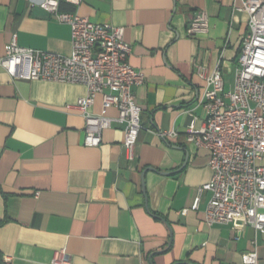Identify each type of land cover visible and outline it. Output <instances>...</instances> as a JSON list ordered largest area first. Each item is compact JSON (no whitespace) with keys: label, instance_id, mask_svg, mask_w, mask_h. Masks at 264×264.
<instances>
[{"label":"crops","instance_id":"obj_1","mask_svg":"<svg viewBox=\"0 0 264 264\" xmlns=\"http://www.w3.org/2000/svg\"><path fill=\"white\" fill-rule=\"evenodd\" d=\"M42 0H0V59L13 33L20 47L68 55L70 27L41 9ZM241 0H58V11L124 28L128 63L144 75L133 92L142 130L133 159L123 127L103 131L98 147L83 144L84 119L66 105L86 94L77 84L12 78L0 67V264H51L64 249L71 264H242L264 234L236 218L205 222L209 152L186 140L206 118L205 83L195 73L218 67L232 90L247 15ZM204 11L209 31L188 36ZM101 96L90 109L101 112ZM106 115L118 112L109 108ZM175 129L163 140L159 131Z\"/></svg>","mask_w":264,"mask_h":264},{"label":"built area","instance_id":"obj_2","mask_svg":"<svg viewBox=\"0 0 264 264\" xmlns=\"http://www.w3.org/2000/svg\"><path fill=\"white\" fill-rule=\"evenodd\" d=\"M77 6L81 0H65ZM38 6L70 27L71 51L62 55L20 47L12 34L0 59L12 78L77 84L86 94L66 105L84 119L83 144L98 147L103 131L116 123L123 127V148L133 159L138 134L142 130L141 108L136 103L133 88L144 81L142 72L129 65L130 45L124 39V28L98 24L76 13L58 11V0H42ZM234 13L247 15V32L242 38L237 57V69L232 90L223 92V78L218 67L210 74L197 66L195 73L204 81L201 104L206 118L199 129L190 124L186 140L209 152L210 180L197 188L190 209L196 211L200 196L209 192L205 207V222L229 224L242 218L256 233L264 234V0H241ZM209 31L208 16L197 11L187 24L188 36ZM97 95L101 96V112H90ZM115 108L117 117L106 115ZM163 140L175 138L177 131H159ZM256 248L242 257V264H257ZM51 264H71L64 249L55 252Z\"/></svg>","mask_w":264,"mask_h":264}]
</instances>
